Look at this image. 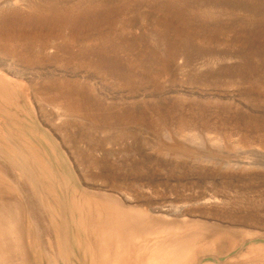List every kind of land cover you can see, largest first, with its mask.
Instances as JSON below:
<instances>
[{
	"label": "rangeland",
	"instance_id": "rangeland-1",
	"mask_svg": "<svg viewBox=\"0 0 264 264\" xmlns=\"http://www.w3.org/2000/svg\"><path fill=\"white\" fill-rule=\"evenodd\" d=\"M88 206L137 263L264 264V0H0V230L80 264Z\"/></svg>",
	"mask_w": 264,
	"mask_h": 264
},
{
	"label": "bare ground",
	"instance_id": "bare-ground-1",
	"mask_svg": "<svg viewBox=\"0 0 264 264\" xmlns=\"http://www.w3.org/2000/svg\"><path fill=\"white\" fill-rule=\"evenodd\" d=\"M10 14V13H9ZM11 16V15H10ZM119 210L122 213L132 215L133 218L137 220H144L143 216L145 212H135L131 213L128 209L119 206ZM140 213L139 216H137ZM99 214V215H98ZM140 218V219H139ZM87 222L84 226L83 222ZM116 219L110 210L106 207L95 208L94 210L88 206L80 210V224L78 227L83 230L84 235L88 237V240L84 241L83 255L79 257L78 263L80 264H108L105 255L108 253L110 264H114L115 260H119L120 264H150L151 257H144V254L139 258L137 263L136 260L130 255L132 251L129 250V243L133 242L137 237L136 233H127V236L132 235L127 238V243L124 242L122 248H118V238L120 234H125V228L121 224H117ZM37 237V236H36ZM111 244L110 245V242ZM26 243V234L23 230H17L16 232H5L0 230V264H30L28 261V248ZM115 245V246H114ZM114 248V249H113ZM124 258L123 263L121 259ZM70 261V257L68 258ZM74 264L73 261H70ZM115 263V264H119ZM45 264V263H44ZM182 264H190L187 261L182 262Z\"/></svg>",
	"mask_w": 264,
	"mask_h": 264
}]
</instances>
